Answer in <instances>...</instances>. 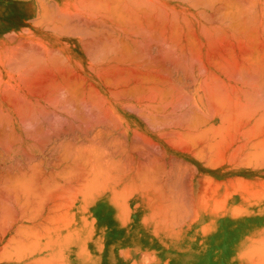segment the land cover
<instances>
[{
    "label": "bare ground",
    "instance_id": "obj_1",
    "mask_svg": "<svg viewBox=\"0 0 264 264\" xmlns=\"http://www.w3.org/2000/svg\"><path fill=\"white\" fill-rule=\"evenodd\" d=\"M37 1L0 0V31L29 24L0 45V241L24 232L36 207L46 215L62 188L53 198L68 194L66 204L59 200L66 206L54 201L57 207L47 208L67 207L72 220L63 214V222L83 230L70 242L87 243L99 198L131 173L149 181L140 190L156 186L170 200L163 181L148 176L168 161L179 168L178 190L191 199L197 180L207 178L203 167L224 176L213 193L222 191L225 200L213 196V207L226 209L227 264H257L256 255L264 264V179L257 172L264 165V0ZM165 168L151 174L163 179ZM172 177L165 185L174 191ZM177 191L169 195L182 201L171 197V207L180 206L169 216L188 215L190 205L196 211ZM160 204L164 209L156 204L154 214L169 207ZM55 213L54 222L41 219L58 222ZM31 227L25 235L44 228ZM37 235L31 242L22 237V244L37 246Z\"/></svg>",
    "mask_w": 264,
    "mask_h": 264
},
{
    "label": "crops",
    "instance_id": "obj_2",
    "mask_svg": "<svg viewBox=\"0 0 264 264\" xmlns=\"http://www.w3.org/2000/svg\"><path fill=\"white\" fill-rule=\"evenodd\" d=\"M163 163H161V165H157L153 167V169L154 170L156 169V171L157 169H159V171H163L164 167H166L165 171L163 172L164 175L162 173H159L160 177H163V179H160L158 177L157 179L156 178L157 174L153 173L154 175H152L151 172H153L152 171L153 169L149 171L148 176H150L151 178L149 180L154 181L152 179V177H154L158 181L161 180L160 182L163 181L164 183V184L162 183L163 188L166 186L164 188L165 189L164 195H168L169 199L171 200V197L174 196L173 194H175L176 196V191L180 188L178 187L180 181L177 180V177L179 178V176L177 175L178 173L177 170L179 168L178 166L176 167L173 164L174 162L171 163L173 164L172 167L175 166L173 169L177 168L176 171L173 170L171 167H169V164L171 165V163L168 164V161L165 164ZM167 168L169 174L167 176L169 179L165 174L167 172L166 171ZM169 170L173 173L174 172L177 173L175 175L171 173L170 175ZM135 174L136 173L134 172V175L131 173L129 176H126L121 184L124 185V182L128 183L130 186L131 183L133 184L132 185L133 187L132 188L130 187L131 189H133L132 191H134L133 194L131 193L132 195L129 194V192H131L130 191L131 189L129 190V187H126L128 184H125V187L128 190L127 191L128 193H126L128 194L127 195L128 198L127 196L122 197V195H118L119 197H116V195H114L115 194L114 192L118 194L123 192L121 194H125L126 189L123 186H116L115 188H113V190L115 191L111 189L106 193V195H103L102 197L99 198L100 201L99 210L97 213H93L94 215L92 216V219L94 221L93 229L86 232L89 237L87 243L79 244V243L70 242L69 244L64 245V242L60 241L59 247L55 248L54 250L53 248L51 249L50 257L53 256V253L54 254L58 253L60 254L59 256L61 257L65 256L67 264L70 263L85 264L86 262H89L90 264H190V263L191 264H227L226 209L223 208L222 210V206L219 208H214L208 202L205 203L207 205L204 204L203 200H207V199L204 192V183L202 182L203 179L198 184L195 185L194 191L191 190L193 195L192 199L191 196L190 197L188 196L190 194L188 191L186 192L183 191L185 194L189 193L188 195L186 194L187 196L186 198L189 197L193 201V202L190 201V199L188 200L189 202L193 203L194 210L196 208V211H193V208L191 209V205H190V208L188 207L190 211L189 210H188L189 212L187 211L188 215L185 213V210H184V214L182 213L183 211H181L182 214L181 217H183V219L181 218L180 220L178 219V217L180 218V216H176V215L180 213V211L179 213H177L178 212L177 210H178V206H180L179 202L182 198H180L179 200L178 197L180 196L184 197L185 195L183 192L182 194L179 191L181 189L177 191L178 192L177 195L181 193L180 195L177 196L178 199H176V197H172V199L173 198L175 199L174 201L175 203L173 202V200L171 201L168 200L167 202L165 201L166 199H164V197L167 198V196L160 197L159 195H157L158 193L161 194L160 193L161 190L154 191L157 190L155 189L156 186H153L155 184V181L154 184L153 182L150 181V183H152L151 186L155 187L154 189L150 188L149 190L148 189L140 190L139 188L140 187L142 188L145 181L143 180V177L137 176V174L136 175ZM131 175H132V182L129 183L131 181L130 179ZM172 175H174L173 177L176 178H173ZM170 176L172 177V180H174L173 184L175 185V187L177 186L176 187L177 190L176 189H175L176 191L174 190L175 192L172 191L171 189L172 186L171 187L167 186V185L169 186L171 185L170 183H168L171 180ZM137 177L142 178V182L143 181L144 182L142 183L139 178L137 179ZM158 181H156L157 186L158 184L160 185ZM138 182L139 183L141 182L142 185H139V187L137 185L136 190L138 191H136L135 185L136 183L138 184ZM147 182L149 181L147 180L145 184L150 185L147 184ZM117 183L119 184V182ZM121 187H123L125 190H122ZM144 187L146 186H143V188ZM161 187L159 186L157 188L163 190V188ZM167 187L169 190L171 189L170 191L172 194L170 193L169 190H167ZM116 189L118 190L116 191ZM146 191H147V195H145ZM152 191L156 193H153ZM141 192H143V195L141 194ZM138 193L140 195H138ZM207 193L209 194V192ZM169 194H171L172 196H170ZM197 194L200 195L201 197H198ZM202 194L204 195L202 196ZM208 194H207L208 200H212V201H213V196L215 197L214 198L215 201H217L216 198L222 197L221 199L218 200L221 203L222 201L225 200V196H226V194L223 195L222 191L219 192L220 195H218V197L216 196L217 192L210 195L212 196L210 198ZM151 196H152L151 198L152 200L151 199L150 200L153 202V204L150 203L151 201L149 200V197ZM197 198L200 201H202V203H200V201L197 200ZM200 198H202V200ZM153 199L156 201H154ZM162 199H164L163 200L164 202H160L162 201ZM177 200H179L178 201L179 204H177L178 206L176 205L177 208H172L173 205L171 207V203L176 204ZM157 201L159 203H157ZM169 201L171 202L170 204ZM215 201L213 202V204L212 203L211 204L214 205ZM165 202L167 207L169 206L167 208L168 210L173 209V213L175 212L174 211L175 209L177 211L176 214H173V216L174 215L176 216L175 220H173L175 216L173 217L172 214L170 215L172 216V221H173V222L171 221L170 224L168 220V218L170 217L169 216V213L171 212L170 210L168 211L166 208L164 210L167 217L169 216L168 218L167 217L164 218L165 215L164 212L162 213L164 214L163 217L161 216L162 215L161 213H160L161 215L159 214V212H156L155 213L156 215L152 212V209L154 208H155L154 211L158 210L157 209L158 206L156 207V204L160 205V207H158L159 209L160 208L164 209L160 203L164 205L163 203ZM153 205L155 206L153 207ZM190 213L192 214V216L190 215ZM157 214L159 217L157 216ZM194 214L195 216L196 215L197 216L195 217ZM184 217H186V219H184ZM163 218L165 220V223L164 220H162ZM184 223H188V224L191 223V225L183 226L185 225Z\"/></svg>",
    "mask_w": 264,
    "mask_h": 264
},
{
    "label": "rangeland",
    "instance_id": "obj_3",
    "mask_svg": "<svg viewBox=\"0 0 264 264\" xmlns=\"http://www.w3.org/2000/svg\"><path fill=\"white\" fill-rule=\"evenodd\" d=\"M43 2L45 1V2H50V1H48V0H42ZM41 0L39 1V2H42ZM54 0H52L51 2H53ZM57 1H61V0H57ZM56 1V2H57ZM39 2L37 1L36 3H38L39 4ZM54 3V2H53ZM41 9V8H40ZM54 10V9H53ZM21 25V28H18L17 29V27L18 26H11V27H9L8 29H5L4 31H0V35H2V37L0 38V45H1V42H2V38H4V40H6L8 37H9V33H11V31L14 29V28H16L17 29V31L18 32H21V29L23 28V27H27V26H29V24H24V23H22V24H20ZM14 32V31H13ZM6 33V34H5ZM7 41H10L11 42V40L10 39H7ZM1 47V46H0ZM152 151H156V149L154 150H152ZM158 151V150H157ZM191 166L193 167V165L197 168V166H196V163H194V160H192L191 159ZM261 166L263 167H260L259 166V168H257V172L259 173L258 175H260L263 179H264V165H262V163H261ZM205 171H204V170ZM203 169H202V173L204 174V175H206L207 176V178H205V179H207L208 180V175L209 176H211V179H213V180H211L212 181V183H211V181H209L210 180V177H209V182L208 181H205V179L203 178V180H202V182L204 183V188L206 189V191L207 192H209V197H210V195H211V193H213V191H216L217 189V186H214V185H216L217 183L218 184H220V183H222L223 182V180H224V176L223 175H221V177H219V178H217L216 176H213V175H211L210 174V171H211V169L210 168H208V167H203ZM234 174L232 173L231 175H229L230 177H232ZM205 176V177H206ZM200 178V177H199ZM207 182L209 183V186L211 185L212 186V191H209V190H211V188H209V186L207 185V188H206V184H207ZM216 182V183H215ZM199 183V179L197 180V182L195 183V185L196 184H198ZM211 183V184H210ZM119 186H122V185H119ZM231 186V185H230ZM69 188V187H68ZM61 190H60V192L62 191V188H60ZM63 189H64V187H63ZM103 189V188H102ZM59 189H57V192L55 193L54 191H56V190H53V191H50V192H48V193H50V194H52V192L53 193H55V195L58 193H60L59 191H58ZM65 190H66V187H65ZM69 190V189H68ZM64 191V190H63ZM67 191V190H66ZM66 191H64V192H66ZM47 193V194H48ZM63 192H61L60 194H62ZM59 194V195H60ZM66 194V193H65ZM208 194V193H207ZM54 194L53 195H51V197H52V199H50V195H49V199H50V201H49V199L47 200V201H49V202H47V204H46V211H45V213H46V215L45 214H42V212H40V211H42V210H39V208L38 207H36L35 209L37 210V212H34V213H32V215H34L35 213H38L36 216H38L36 219H35V217L36 216H34V217H31V218H33V219H31V222H26V224H25V227H26V225H28V224H30V225H28L29 227H31L32 225L33 226H35L34 224H36L37 222H39L40 221V224L42 225H39V223H37V228H33V227H31V229L33 228V230H35V229H41L43 226H44V228H42L41 229V231L39 230V231H37L36 230V233L37 232H39L38 233V235L34 232V234L35 235H37V246L35 245V246H33V244L31 245L29 242H25V243H28V244H30V245H28V244H25V245H23L22 244V241L23 240H25V241H29L30 240V242H31V239L33 240V239H35V237H33L34 236V234H33V236H32V234L30 235H25L26 234V229H27V232H28V230L30 231V229L28 228V226H27V228L25 229V231L24 232H22V233H20V232H15V230L14 231H12V232H10V233H8L7 234V236L5 237V239L4 240H2V241H0V251H2V249H3V252H1L0 254L1 255H5V258H6V256H7V254H8V256H12V258H11V260L10 259H5L3 256L1 257V255H0V264H27V261H30V262H28V264H37L38 263V261H39V263L38 264H67V262H66V259H65V256H63V257H61V256H59L60 254H54L53 253V256L50 258V251H51V249L53 248V250L55 249V248H57V247H59V245H60V241H63L64 242V245H66V244H69L70 243V241H71V236H73L74 238H75V236H76V234H78V233H81L82 234V231L83 230H72L71 228H69V226L67 225L68 223H70V220H72V216L70 215V213L69 214H64V210H66L67 209V207H63L62 206V208L60 209V210H57V211H55L56 209H59V207L58 208H56L54 211L53 210H51V209H49L48 210V208L47 207H53V209L55 208V207H57L56 206V201L57 202H62V201H59V200H63L64 201V203L66 202V195L68 196V194H66V195H64L65 196V198L61 195L60 197H63L64 199H61V198H58L59 196H57V198L56 199H54L53 197L55 196ZM54 199V200H53ZM55 201V202H54ZM55 203V207L53 206V204L52 203ZM210 202L213 204V201L212 200H208V203L210 204ZM63 202H62V204L63 205H65ZM59 204V203H58ZM211 205V204H210ZM66 206V205H65ZM211 206H213V205H211ZM60 211H61V213H62V215H59V213H60ZM39 212H40V214H39ZM57 214H56V213ZM53 213H55V217L58 215L59 217H60V220L57 222L56 220H55V223H53L54 221H53V219L51 220H49V218H51L52 217V215H50V214H53ZM50 215V216H48V215ZM63 214H64V216H65V218H66V216H67V222L68 223H65V222H63V220L64 221H66V219H64V217L62 218V216H63ZM48 217V219H47V217ZM53 216H54V214H53ZM41 218H46L48 221H53L52 223L51 222H48L46 219H41ZM63 220H62V219ZM41 221H42V223H41ZM46 223V225L47 226H45L44 224ZM63 223H65V224H63ZM32 224V225H31ZM61 224H63L64 226L61 228V227H59V225H61ZM49 225V226H48ZM58 225V226H57ZM50 226H52L51 228H49V229H51V230H48L47 232L45 231L46 229V227H50ZM55 226H57V227H55ZM55 227V228H54ZM22 228V227H21ZM20 227L18 228V230L19 229H21ZM45 229V230H44ZM21 230H24V227L21 229ZM33 230H32V232H33ZM2 231V230H1ZM0 231V232H1ZM31 232V231H30ZM16 233V234H15ZM18 233V234H17ZM42 234L43 236H40V238H39V234ZM1 234L2 233H0V237H1ZM17 235V239L15 238V239H13V240H11V241H8V240H10V238L8 237L9 235ZM58 234V235H57ZM65 234V235H64ZM19 235V236H18ZM20 235H21V243H19V244H22V245H20V247H19V244H17L16 242V240H18V238H20ZM24 235V236H23ZM51 235V236H50ZM56 235H57V237H56ZM67 235V236H66ZM75 235V236H74ZM28 237V236H30V237H28V238H25V237ZM22 237H24L23 238V240H22ZM62 237V238H61ZM8 240H7V239ZM14 238V237H13ZM56 238V239H55ZM11 239H12V236H11ZM27 239V240H26ZM49 239V240H48ZM46 240V241H45ZM6 241V245H4V242ZM35 241V240H34ZM33 241V242H34ZM49 241V242H48ZM8 242H10V244L8 243ZM13 242V243H12ZM24 242V241H23ZM48 242V243H47ZM51 242V243H50ZM9 245H8V244ZM35 243H36V241H35ZM46 243L48 244L47 246H46ZM12 244H14L15 246H18L20 249H17L18 250V253H17V251L15 252L14 251V246L12 245ZM4 246V247H3ZM11 246V247H10ZM22 246H23V248H22ZM27 246V247H26ZM33 246V247H32ZM44 246H45V249H44ZM13 247V248H12ZM28 248V249H25V248ZM34 247H36V251L35 252H30V251H28L29 249L31 250V249H35ZM22 248V249H21ZM254 248H255V246L253 247V249L251 250V251H254ZM8 250V251H4V250ZM24 249V251L26 252H23L22 250ZM42 249V250H41ZM15 250H16V248H15ZM12 251V252H11ZM20 251V252H19ZM21 251H22V257H20V255H17V254H21ZM2 253H4V254H2ZM17 253V254H16ZM25 253V254H24ZM31 253V254H30ZM43 255H44V257H43ZM16 256H17V258H16ZM25 256V257H24ZM19 257H20V259H19ZM36 257H38V258H36ZM40 257V258H39ZM1 258H2V260H1ZM4 258V259H3ZM8 258V257H7ZM15 258V259H14ZM44 259L43 261H41V259ZM263 258V257H262ZM261 258V259H262ZM49 259V260H48ZM259 257L256 255V258H254V261H256L257 260V264H259L258 262H259ZM34 260V261H33ZM47 263H46V262ZM37 262V263H36ZM48 262H50V263H48ZM237 263H239L240 264V262H237ZM70 264H74V263H70ZM85 264H90L89 262H86ZM251 264V263H250ZM252 264H256V262H254V263H252Z\"/></svg>",
    "mask_w": 264,
    "mask_h": 264
}]
</instances>
